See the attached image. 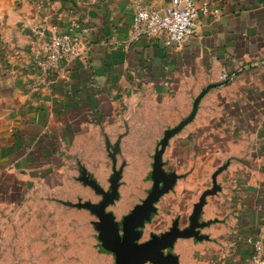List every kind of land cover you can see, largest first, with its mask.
I'll use <instances>...</instances> for the list:
<instances>
[{
    "label": "crops",
    "instance_id": "obj_1",
    "mask_svg": "<svg viewBox=\"0 0 264 264\" xmlns=\"http://www.w3.org/2000/svg\"><path fill=\"white\" fill-rule=\"evenodd\" d=\"M194 1L210 13L176 48L162 35L132 40L137 6L170 0H0V214L35 191L93 194L81 168L110 191L117 145L118 199L107 212L127 216L153 188L164 134L207 90L168 142L163 169L177 179L152 220L187 228L223 169L200 215L206 239H179L168 252L184 264H251L264 243V0ZM63 33L79 36L85 55L44 75L37 62Z\"/></svg>",
    "mask_w": 264,
    "mask_h": 264
},
{
    "label": "rangeland",
    "instance_id": "obj_2",
    "mask_svg": "<svg viewBox=\"0 0 264 264\" xmlns=\"http://www.w3.org/2000/svg\"><path fill=\"white\" fill-rule=\"evenodd\" d=\"M87 200L99 203L102 196L76 190L57 195L35 191L26 202L0 214V264H114V255L104 251L98 240L93 225L97 218L68 204ZM116 216L121 222L123 214ZM171 222L166 215L157 214L142 229L141 241L168 231Z\"/></svg>",
    "mask_w": 264,
    "mask_h": 264
},
{
    "label": "water",
    "instance_id": "obj_3",
    "mask_svg": "<svg viewBox=\"0 0 264 264\" xmlns=\"http://www.w3.org/2000/svg\"><path fill=\"white\" fill-rule=\"evenodd\" d=\"M206 92L207 90H204L195 100L190 116L177 127L166 131L164 134L154 155L151 174L153 188L147 198L123 218L121 224L116 220L113 213L107 212V208L118 199L121 177V171L117 169L115 160L118 146L116 145L115 148L111 149L114 167L113 175L110 179V191L103 189L88 175L84 168H81L79 181L85 186L92 188L96 194L101 195L102 200L99 203L80 202L68 204L78 209L87 210L92 216L97 218L93 225L98 231V240L104 251L114 255V264H181L176 255L168 252L173 249L176 241L179 239H194L195 241L206 239V236L201 234V229L209 226L210 223L200 222V215L206 203V198L216 195L221 190L216 178L223 169L213 175L212 189L203 192L199 201L194 205L187 228L180 229L179 220H176L168 231L160 235L152 234L148 241L140 242L143 236L142 229L146 223L152 220L153 215L157 211L155 205L162 196L172 190L176 183L177 176L175 174H167L163 169L162 157L168 142L194 119L200 100Z\"/></svg>",
    "mask_w": 264,
    "mask_h": 264
},
{
    "label": "built area",
    "instance_id": "obj_4",
    "mask_svg": "<svg viewBox=\"0 0 264 264\" xmlns=\"http://www.w3.org/2000/svg\"><path fill=\"white\" fill-rule=\"evenodd\" d=\"M208 13V7L198 8L194 0H170V4L162 9L138 5L132 21V40L153 39L162 35L167 46L182 48L196 33L200 17ZM86 50L79 36L57 34L47 41L37 66L44 75L54 74L63 60L81 58ZM251 264H264L263 242L254 244Z\"/></svg>",
    "mask_w": 264,
    "mask_h": 264
},
{
    "label": "flooded vegetation",
    "instance_id": "obj_5",
    "mask_svg": "<svg viewBox=\"0 0 264 264\" xmlns=\"http://www.w3.org/2000/svg\"><path fill=\"white\" fill-rule=\"evenodd\" d=\"M124 217H125V216H124ZM124 217H123V218H124ZM123 218H122V221H123ZM122 221H121V222H119V223L121 224V223H122ZM150 238H151V237H150ZM147 241H148V240H147ZM140 242H143V241H140ZM144 242H145V241H144Z\"/></svg>",
    "mask_w": 264,
    "mask_h": 264
}]
</instances>
